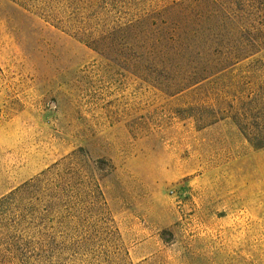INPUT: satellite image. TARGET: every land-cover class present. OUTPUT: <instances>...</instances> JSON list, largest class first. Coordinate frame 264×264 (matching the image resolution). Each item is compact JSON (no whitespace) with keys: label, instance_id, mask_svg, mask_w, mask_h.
Segmentation results:
<instances>
[{"label":"rangeland","instance_id":"374dc122","mask_svg":"<svg viewBox=\"0 0 264 264\" xmlns=\"http://www.w3.org/2000/svg\"><path fill=\"white\" fill-rule=\"evenodd\" d=\"M56 3L0 0V199L76 154L0 264H264V0Z\"/></svg>","mask_w":264,"mask_h":264},{"label":"trees","instance_id":"16d2710c","mask_svg":"<svg viewBox=\"0 0 264 264\" xmlns=\"http://www.w3.org/2000/svg\"><path fill=\"white\" fill-rule=\"evenodd\" d=\"M10 1L19 5L26 11L36 13L39 18L61 31L68 33L72 32L77 35L85 34L75 29L69 21H64L62 14L57 9L56 0ZM186 51V64L188 67V77L190 78V84L188 85L189 89L192 86V76L195 70L193 67L194 45L191 39L187 41ZM189 110H191V108H189ZM75 155L76 154H72L63 161L54 164L36 178L25 182L8 196L0 199V220L6 218L11 221L12 224L7 226H10V229L14 233L17 231H24L26 230V226H30L31 220L35 221V218L32 216L39 214L37 208L40 206V203L45 202L49 204V208L55 209L57 202L63 200L67 201L69 199L68 196L70 195L71 197L70 191L74 180L72 161ZM85 187L86 186H84L83 189ZM30 210L34 211V213L30 214ZM5 250L8 251V249Z\"/></svg>","mask_w":264,"mask_h":264},{"label":"crops","instance_id":"0c3cea01","mask_svg":"<svg viewBox=\"0 0 264 264\" xmlns=\"http://www.w3.org/2000/svg\"><path fill=\"white\" fill-rule=\"evenodd\" d=\"M263 56H264V51H263Z\"/></svg>","mask_w":264,"mask_h":264}]
</instances>
